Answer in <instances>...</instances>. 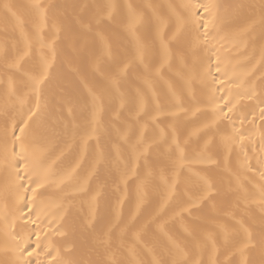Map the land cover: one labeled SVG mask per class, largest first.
<instances>
[{
    "label": "snow or ice",
    "instance_id": "snow-or-ice-1",
    "mask_svg": "<svg viewBox=\"0 0 264 264\" xmlns=\"http://www.w3.org/2000/svg\"><path fill=\"white\" fill-rule=\"evenodd\" d=\"M0 22V264H264V0Z\"/></svg>",
    "mask_w": 264,
    "mask_h": 264
},
{
    "label": "bare ground",
    "instance_id": "bare-ground-1",
    "mask_svg": "<svg viewBox=\"0 0 264 264\" xmlns=\"http://www.w3.org/2000/svg\"><path fill=\"white\" fill-rule=\"evenodd\" d=\"M20 2H26V0H20ZM45 3H52V4H66V3H78V4H93V3H100L102 0H44ZM127 2L133 3V4H143V3H153V4H158V5H166L170 2H178V0H127ZM234 2H241L245 4H255L259 5L260 0H234ZM258 11V10H257ZM15 37L18 39L19 38V33L16 32ZM13 36V33L11 32V29L9 28L8 31V37L11 38ZM6 39V34H5V28L2 22H0V43H2ZM238 71H243V69H239ZM53 75L55 77V69L53 70ZM259 75V74H257ZM0 77H3V71H2V66H0ZM6 79V77H3ZM55 78L53 80V87H55ZM219 87V85H217ZM31 103H35V99L33 98L31 100ZM20 105L17 103L15 105V110H13L11 107L7 111H5V96H4V85L0 84V130L3 129L5 123H11V120L13 117H16L19 111ZM259 123V122H258ZM63 145H60V148H62ZM60 148L56 149V154H59ZM87 212V208L85 206L84 208V213ZM82 213H79L77 209H73L71 213L69 214V220L67 222V240L65 241L67 244L73 243V236H72V229H71V222L74 217H77L78 215H81ZM55 240L57 241H64L65 238L61 236H56L54 237ZM223 259V257H221Z\"/></svg>",
    "mask_w": 264,
    "mask_h": 264
}]
</instances>
